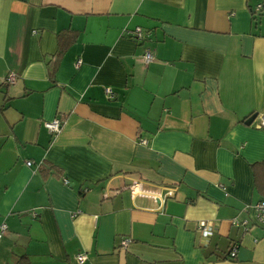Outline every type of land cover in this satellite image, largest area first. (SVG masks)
I'll list each match as a JSON object with an SVG mask.
<instances>
[{
	"label": "crops",
	"instance_id": "1",
	"mask_svg": "<svg viewBox=\"0 0 264 264\" xmlns=\"http://www.w3.org/2000/svg\"><path fill=\"white\" fill-rule=\"evenodd\" d=\"M257 4L0 0V264H264Z\"/></svg>",
	"mask_w": 264,
	"mask_h": 264
},
{
	"label": "built area",
	"instance_id": "2",
	"mask_svg": "<svg viewBox=\"0 0 264 264\" xmlns=\"http://www.w3.org/2000/svg\"><path fill=\"white\" fill-rule=\"evenodd\" d=\"M256 10H264V6H262L261 4H257L256 7H255ZM135 35L140 38L141 37V32H140V28L137 27L135 30ZM143 56H144V61L147 63L149 61L152 60V54L151 52L148 50V49H145L144 50V53H143ZM79 61H77V64H78ZM6 81L8 83H12L14 81V74L13 73H9L7 76H6ZM106 93H110V88H106ZM44 125L45 127L51 131V132H55L59 129L60 125H61V122H60V119L58 118H54L50 121H45L44 122ZM259 125L264 127V114H261L259 116ZM26 164L27 165H30L31 164V161H26ZM129 190H130V193H136L141 189L140 187V183L138 181H133L129 186H128ZM253 212H254V219L256 220V222L260 223V224H264V199H260L258 201H256L254 204H253ZM232 223L233 224H236V225H245L246 224V220H242L241 222H238L237 220H232ZM199 229L202 233V235L204 237H208L210 236L216 229L214 226H211L208 222H200L199 224ZM5 230V224L2 223L0 224V236L2 235V233L4 232ZM128 239H123L121 241V244L122 245H126L128 243ZM234 251H235V245H232V247L230 248V251H229V254L231 256H234ZM85 254L83 253H79L76 255V259L78 262H82L85 258Z\"/></svg>",
	"mask_w": 264,
	"mask_h": 264
},
{
	"label": "trees",
	"instance_id": "3",
	"mask_svg": "<svg viewBox=\"0 0 264 264\" xmlns=\"http://www.w3.org/2000/svg\"><path fill=\"white\" fill-rule=\"evenodd\" d=\"M262 5V4H261ZM262 6H264V5H262ZM260 10H262V9H260ZM132 37H134V38H137V36L136 35H132ZM137 39H139V38H137ZM58 55H59V52H57V53H55V57H54V60L51 62V64H52V69H51V72L53 71V68H54V63H55V59H57V57H58ZM229 253V252H228ZM230 255V254H229ZM231 256V255H230ZM232 257V256H231Z\"/></svg>",
	"mask_w": 264,
	"mask_h": 264
},
{
	"label": "water",
	"instance_id": "4",
	"mask_svg": "<svg viewBox=\"0 0 264 264\" xmlns=\"http://www.w3.org/2000/svg\"><path fill=\"white\" fill-rule=\"evenodd\" d=\"M256 116V113H253L252 115H250L246 120H245V123L246 124H250L251 121L255 118Z\"/></svg>",
	"mask_w": 264,
	"mask_h": 264
}]
</instances>
